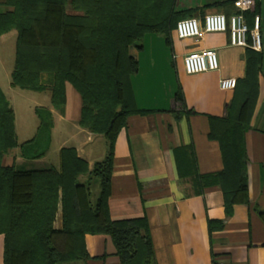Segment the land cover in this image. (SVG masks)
Instances as JSON below:
<instances>
[{
  "label": "trees",
  "instance_id": "16d2710c",
  "mask_svg": "<svg viewBox=\"0 0 264 264\" xmlns=\"http://www.w3.org/2000/svg\"><path fill=\"white\" fill-rule=\"evenodd\" d=\"M0 4L8 9L0 11V37L17 32L11 86L50 91L53 107L64 112L66 83H70L82 99L80 126L102 135L107 144L105 157L92 170L72 147L61 149L59 167L25 170L6 166L5 156L18 147L25 159L44 158L54 123L49 109L37 108V134L19 146L15 113L0 87L4 264H80L89 258L87 234L110 236L121 264H156L147 218H111L108 201L115 147L129 117L150 113L136 103L132 79L139 72V61L131 50L142 49L149 34H162L171 44L177 23L191 18L192 12L178 10L177 0H0ZM259 13L260 3L255 0L254 9L245 14L250 27ZM246 62L245 77L242 82L237 80L227 116L210 118L209 138L220 143L223 170L202 175L195 152L187 148L180 173L193 179L197 194L219 186L229 215L235 205L251 202L245 135L258 97L263 55L248 48ZM176 101L185 108L181 86ZM83 176L87 180L82 181ZM60 206L63 227L56 229ZM209 226L210 231L223 228L222 222L211 221Z\"/></svg>",
  "mask_w": 264,
  "mask_h": 264
},
{
  "label": "crops",
  "instance_id": "0c3cea01",
  "mask_svg": "<svg viewBox=\"0 0 264 264\" xmlns=\"http://www.w3.org/2000/svg\"><path fill=\"white\" fill-rule=\"evenodd\" d=\"M234 1L177 0L176 7L191 11L192 17L203 20L208 14H232L236 11ZM258 1L263 63L250 130L245 135L251 202L235 205L231 215L226 213L224 194L219 186L209 187L202 195L197 194L193 179L180 173L185 165L184 149L187 148L195 152L202 175L223 170L220 143L209 138L210 118L227 116L228 106L237 91L222 90L220 81L236 78L242 82L248 48L232 45L229 32L206 33L197 41L179 38L175 28L171 33V44L166 43L169 50L152 34L145 37L142 49L131 50L139 61V72L132 79L136 103L139 109L150 113L129 117L127 126L117 137L108 203L114 220L147 218L156 264H264V0ZM7 10L0 4V11ZM155 42L158 48L154 47ZM202 50L218 53L219 70L188 74L185 56ZM12 72L3 70L0 65V78L4 82L5 79L12 81ZM5 84L7 90L0 81L15 113L19 146L37 134L40 125L37 108L49 109L54 123L51 145L44 158L25 159L18 147L5 156L6 166H15L20 161L32 163L30 170L59 167V154L65 147L75 148L88 162L90 170L105 157V138L79 124L82 99L70 83H66L64 112L53 107L50 97L51 106L34 103L31 107L29 117L33 120L36 117L38 122L27 120L21 128L11 98L22 95L15 92L11 82ZM179 86L185 98L184 109L176 101ZM20 136L24 137L23 143L19 141ZM56 140L58 163L48 162L46 159ZM81 180L85 181L87 177L83 176ZM211 221L222 222L223 228L210 231ZM62 227L60 206L55 228ZM4 238L0 234V264H4ZM85 245L89 258L80 264H121L110 236L87 234Z\"/></svg>",
  "mask_w": 264,
  "mask_h": 264
},
{
  "label": "built area",
  "instance_id": "2783aa9c",
  "mask_svg": "<svg viewBox=\"0 0 264 264\" xmlns=\"http://www.w3.org/2000/svg\"><path fill=\"white\" fill-rule=\"evenodd\" d=\"M255 0H235L236 11L231 15L208 14L203 20L191 17L177 23L176 33L181 39L200 40L206 33L229 32L231 44L251 48L257 52L262 50L260 18L256 17L254 26L250 27L245 14L254 9ZM185 70L188 74H198L216 71L220 68L218 53L215 50L193 52L184 58ZM222 90L231 91L237 87L236 78H226L220 81Z\"/></svg>",
  "mask_w": 264,
  "mask_h": 264
},
{
  "label": "rangeland",
  "instance_id": "374dc122",
  "mask_svg": "<svg viewBox=\"0 0 264 264\" xmlns=\"http://www.w3.org/2000/svg\"><path fill=\"white\" fill-rule=\"evenodd\" d=\"M69 12L73 13L70 10V8H69ZM152 36L155 37V40L156 39L161 40L163 46L169 50L170 47L166 44L164 35L152 34ZM16 40H17V32L15 30L7 33L6 35H4L2 37H0V65H1L3 70H6V71H13L14 70L15 58H16ZM154 47L155 48L159 47L157 42H155ZM133 50H135V49L133 48ZM0 81L2 83L3 88L5 90H7L5 82H9V84H10L11 81L8 79H5V82L2 79ZM15 92H17L18 94H21L22 96L19 95L17 98L13 99V98H11V96L9 94L8 95L10 96L11 101L14 103V105L17 109L18 124H19L20 128L25 124V122L27 120L30 123L31 122L32 123L38 122L36 117H33L34 120L31 119V117H29L31 107L34 105V103H39V104L44 105V106H51V104H50V97H51L50 92L38 93V92H33V91L22 90L19 88H16ZM47 97L49 98V101H47ZM19 141H20V143H23L24 137L20 136ZM58 147H59V144H58V141L56 140L55 143L53 144V147H52L50 153L48 154L47 159H46L48 162L55 163V161H56L58 163V154H57ZM21 163L24 164L23 162L18 161L15 164V167L17 169L30 170L32 167L31 165H33L32 163H25L22 166V165H20Z\"/></svg>",
  "mask_w": 264,
  "mask_h": 264
}]
</instances>
